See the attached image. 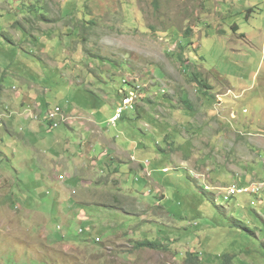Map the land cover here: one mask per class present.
<instances>
[{
	"label": "rangeland",
	"instance_id": "obj_1",
	"mask_svg": "<svg viewBox=\"0 0 264 264\" xmlns=\"http://www.w3.org/2000/svg\"><path fill=\"white\" fill-rule=\"evenodd\" d=\"M154 3L0 0V264H264V0Z\"/></svg>",
	"mask_w": 264,
	"mask_h": 264
},
{
	"label": "crops",
	"instance_id": "obj_2",
	"mask_svg": "<svg viewBox=\"0 0 264 264\" xmlns=\"http://www.w3.org/2000/svg\"><path fill=\"white\" fill-rule=\"evenodd\" d=\"M45 95H47V89H45V90H40L39 89V91H37V93H30V94H27V95H25V96H20V94L19 93H16L15 94V99H17L18 98V101L17 102H15V104H17L18 106H22V108L20 107L19 109H29L30 107H32L30 104L33 102V100H31V98H34V100H35V98H37L38 100H39V102L37 103V101H36V103H34V105H33V110L35 109V110H38V111H40V112H43V111H47L46 110V108H47V99H46V96ZM22 97V98H21ZM14 99V100H15ZM23 99V101L21 102V100ZM29 100V104H25L24 105V107H23V104H24V102H25V100ZM13 106H14V104H13ZM12 106V107H13ZM11 108V107H10ZM32 108L30 109V110H32ZM28 111V110H27ZM41 117H42V121H36V120H34V122L32 121V123L30 124V130H28V132H27V134L26 135H18V139H19V141H20V143L21 142H26V141H30V139L31 138H33V137H36L35 135H40V134H38V132L39 131H42V133H43V131H46L47 130V123H45L44 121H45V119L47 118L46 117V115H47V113L45 114V113H42V114H39ZM46 121H47V119H46ZM36 122H40V123H42L43 125V128H42V126H41V128H40V130L39 131H37L36 130ZM69 122V121H68ZM67 123V122H66ZM46 126V127H45ZM89 131H91V132H93L92 130H89ZM261 135H263L264 133H260ZM42 136V135H41ZM255 137H257V138H262V136H258V135H256ZM83 145V144H82ZM119 145V144H118ZM120 146V145H119ZM124 146V145H123ZM61 164H64L63 162H61ZM66 165H68V162L66 161ZM64 169H66V170H68V168L69 167H63ZM143 171H145L144 169H143ZM69 175V174H68ZM81 178V177H80ZM84 183H86L87 184V182H85L84 181ZM88 184L89 185H93V181H89L88 182ZM74 191V190H73ZM58 198H60V200H62V199H64L65 200V197H64V195L62 194V193H59L58 194ZM63 201V200H62ZM36 217V216H35ZM44 217V215H40V216H38V217H36V218H43ZM46 220V219H45ZM46 227H47V225L45 226V229H46Z\"/></svg>",
	"mask_w": 264,
	"mask_h": 264
},
{
	"label": "trees",
	"instance_id": "obj_3",
	"mask_svg": "<svg viewBox=\"0 0 264 264\" xmlns=\"http://www.w3.org/2000/svg\"><path fill=\"white\" fill-rule=\"evenodd\" d=\"M154 4H155V9L159 10L160 9V0H155ZM252 12H253V10H252ZM42 21L45 22L44 18L42 19ZM46 22H47V20H46ZM235 28H237V27H235ZM194 80L197 82H200L199 79H197V78H194ZM257 194H255V196H257ZM225 196L227 199L232 198V197H227V195H225ZM233 225H234L235 229H238L241 231L243 230V232H246L247 234L251 235L252 231L250 229H248V227H246L244 224L238 223L236 225L235 224H233ZM135 248L136 249L164 250L166 247H164L163 245L153 243V242L146 240V241H141V242L136 243ZM199 257L200 256H197L194 253H188L187 263L188 264H210L209 263L210 261L205 262V259H200ZM221 257H222V260L219 261V264H234V259H235L234 256L227 254V255H223Z\"/></svg>",
	"mask_w": 264,
	"mask_h": 264
},
{
	"label": "built area",
	"instance_id": "obj_4",
	"mask_svg": "<svg viewBox=\"0 0 264 264\" xmlns=\"http://www.w3.org/2000/svg\"><path fill=\"white\" fill-rule=\"evenodd\" d=\"M63 176V180H64ZM225 195H230V197H236L239 195H245V194H256V189L254 190H246V186L243 185H237L235 184L233 187H227ZM83 232V231H81Z\"/></svg>",
	"mask_w": 264,
	"mask_h": 264
},
{
	"label": "bare ground",
	"instance_id": "obj_5",
	"mask_svg": "<svg viewBox=\"0 0 264 264\" xmlns=\"http://www.w3.org/2000/svg\"><path fill=\"white\" fill-rule=\"evenodd\" d=\"M51 120V119H50ZM70 119H67L66 121H64V122H68ZM63 121H61V123H62ZM58 128V127H57ZM228 197H230V195H228Z\"/></svg>",
	"mask_w": 264,
	"mask_h": 264
}]
</instances>
